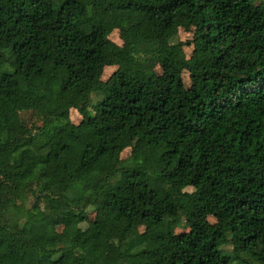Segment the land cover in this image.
<instances>
[{
    "label": "trees",
    "instance_id": "1",
    "mask_svg": "<svg viewBox=\"0 0 264 264\" xmlns=\"http://www.w3.org/2000/svg\"><path fill=\"white\" fill-rule=\"evenodd\" d=\"M0 53V264H264V0H0Z\"/></svg>",
    "mask_w": 264,
    "mask_h": 264
},
{
    "label": "rangeland",
    "instance_id": "2",
    "mask_svg": "<svg viewBox=\"0 0 264 264\" xmlns=\"http://www.w3.org/2000/svg\"><path fill=\"white\" fill-rule=\"evenodd\" d=\"M193 35H194L193 28L188 26L185 22H181V23L177 24L176 27H175V37L173 39V42H175V43L176 42H180L181 44H185L186 42L189 43L190 40L192 39ZM107 38L115 46H117V47L121 46V40L119 39L118 31H116V30L111 31L108 34ZM191 51H192V47H191L190 44L189 45H184L182 47V52H183V54H184L186 59L190 56ZM2 55L3 54L0 53V61H2L1 71L3 73H9V72H11V68L4 64L5 57H2ZM5 56H6V54H5ZM115 69H116L115 67H105L102 70L100 80L102 82L106 81L109 78V76L115 71ZM155 72H159L158 69H155ZM181 79H182L183 85L185 87H188L189 79H188L187 73L183 72L181 74ZM90 99H91V103L94 104L97 101L98 96L95 95V94H92L90 96ZM68 119H69L70 123H72L74 125H77L80 122L81 117L77 114V112L75 110L70 109L69 112H68ZM129 143H130L129 146L126 147L120 153V159H125L128 156V154L130 152V148L132 147V144H133V140H130ZM187 191H189V189H187ZM17 201L21 202V203H24V204L26 203L25 206L29 207V201L25 202L26 200L23 199L21 196L17 197ZM92 219H93V214L89 213L88 214V220L91 221ZM206 220L210 224L214 223V219L213 218L207 217ZM85 226H86L85 224H81L80 225L81 228H85ZM167 229L173 235H180V234H182V233L187 231V229L184 226H182V225L175 226V225H172V224H167ZM60 230H61V226H59V225L55 226V231L57 233H59ZM230 250H231L230 246L221 247V251L223 253H229ZM106 253L115 255V249L111 245H108L106 247ZM241 258L244 261V264H257L254 261H252L249 258H247L246 256H242ZM232 264H237V263H232Z\"/></svg>",
    "mask_w": 264,
    "mask_h": 264
}]
</instances>
